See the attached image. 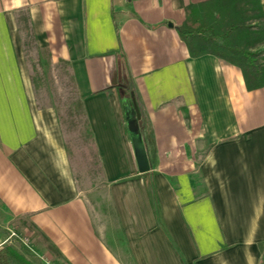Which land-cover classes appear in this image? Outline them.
I'll list each match as a JSON object with an SVG mask.
<instances>
[{"label": "crops", "instance_id": "0c3cea01", "mask_svg": "<svg viewBox=\"0 0 264 264\" xmlns=\"http://www.w3.org/2000/svg\"><path fill=\"white\" fill-rule=\"evenodd\" d=\"M199 1L0 0L4 245L32 264H264V85L189 54L176 26ZM25 24L71 73L104 179L92 191L77 186L56 107L34 101ZM121 77L140 106L144 172L123 131Z\"/></svg>", "mask_w": 264, "mask_h": 264}, {"label": "trees", "instance_id": "16d2710c", "mask_svg": "<svg viewBox=\"0 0 264 264\" xmlns=\"http://www.w3.org/2000/svg\"><path fill=\"white\" fill-rule=\"evenodd\" d=\"M190 55L208 52L239 67L244 85L252 89L264 85V11L260 0H203L185 7L184 18L176 26ZM62 61V60H61ZM119 81L121 108L129 114L127 127L139 132L136 121L141 119L134 89ZM73 111L64 118L56 111L61 130L81 113L79 98ZM0 264H32L19 250L9 244L0 250Z\"/></svg>", "mask_w": 264, "mask_h": 264}, {"label": "rangeland", "instance_id": "374dc122", "mask_svg": "<svg viewBox=\"0 0 264 264\" xmlns=\"http://www.w3.org/2000/svg\"><path fill=\"white\" fill-rule=\"evenodd\" d=\"M19 38L22 64L28 71L35 103L37 105L55 106L58 114L61 118H64L69 111H73L75 108L73 104L77 101V93L67 64L61 60L52 61L47 49L36 42L29 26L26 24L19 32ZM263 45L262 43L256 44L252 49L263 47ZM123 75V71L120 70V76ZM116 81V78H112L110 83L115 86ZM121 81H124L125 84L128 83L123 77H121ZM116 85L118 91H120L119 83ZM112 91L114 92L115 89ZM110 96L115 98L111 94ZM119 96L122 97V94L119 93ZM72 119L71 122L65 121L63 123L64 141L77 179V186L89 192L100 186L104 179L101 174L97 149L86 122L84 124L82 116L77 114H74ZM123 121L126 123L123 124V131L126 133V131L128 132L127 121H129L127 112L123 117ZM138 129L142 130V127ZM261 257L264 258V245Z\"/></svg>", "mask_w": 264, "mask_h": 264}, {"label": "water", "instance_id": "95a60500", "mask_svg": "<svg viewBox=\"0 0 264 264\" xmlns=\"http://www.w3.org/2000/svg\"><path fill=\"white\" fill-rule=\"evenodd\" d=\"M168 25L171 24L168 22ZM128 135L133 151L136 169L138 172H144L149 168V163L142 136L139 132H135L131 128H128Z\"/></svg>", "mask_w": 264, "mask_h": 264}, {"label": "built area", "instance_id": "2783aa9c", "mask_svg": "<svg viewBox=\"0 0 264 264\" xmlns=\"http://www.w3.org/2000/svg\"><path fill=\"white\" fill-rule=\"evenodd\" d=\"M10 236L15 237L22 245L27 246L28 238L26 236H24V235H18V234L13 233V232L10 233ZM5 240L6 239L0 240V250L3 247Z\"/></svg>", "mask_w": 264, "mask_h": 264}]
</instances>
